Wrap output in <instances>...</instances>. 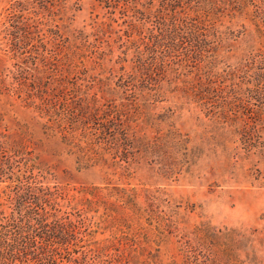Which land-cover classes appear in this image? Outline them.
I'll return each instance as SVG.
<instances>
[{
  "label": "rangeland",
  "instance_id": "374dc122",
  "mask_svg": "<svg viewBox=\"0 0 264 264\" xmlns=\"http://www.w3.org/2000/svg\"><path fill=\"white\" fill-rule=\"evenodd\" d=\"M108 1L0 0V132L38 156L50 169V178H55L51 183L71 189L106 184L135 188L148 211L142 213L141 226L159 244L162 264L181 261L182 244L187 240L193 244L201 227L219 237L215 251L207 260L201 258L203 264H264V0L184 1V8L192 15L198 9L210 26L205 55L212 64L210 69L202 66L203 71L217 77V86L226 77V90L237 83L242 101L236 102L238 111L230 118L213 122V114L201 112L198 103L184 97L182 84L171 72L179 64H171L168 74L156 76L160 90L141 101L137 115L139 126L159 136L156 149L161 163L156 156L131 166L120 162L128 169L94 158L91 150L85 151V160L80 158L76 150L87 142L81 131L67 146L60 133L46 128L49 118L13 90L16 78L30 75L33 55L40 61L49 55L52 44L46 42L52 38L49 31H54L89 44L85 68L110 83L99 92V85L90 87V95L126 101L117 88L120 75L135 64L134 50L127 49L124 35L132 17L121 4L111 7ZM143 30L142 36L149 35L147 28ZM147 42L148 38L144 43L140 38L138 44L144 47ZM162 58L167 56L159 54V64ZM189 69L175 72L183 79ZM252 77L257 83H248ZM90 157L94 159L89 161ZM102 213L103 207L96 217ZM107 236L108 232L100 235Z\"/></svg>",
  "mask_w": 264,
  "mask_h": 264
},
{
  "label": "trees",
  "instance_id": "16d2710c",
  "mask_svg": "<svg viewBox=\"0 0 264 264\" xmlns=\"http://www.w3.org/2000/svg\"><path fill=\"white\" fill-rule=\"evenodd\" d=\"M184 1L192 2L108 1L111 7L121 4L132 17L124 35L127 49L134 50L135 64L120 75L117 88L123 90L122 99L126 101H103L97 93L90 95V87L99 85V92L110 83H103L85 68L89 44L82 42L81 37L72 40L64 38L63 32L59 35L54 31H49L52 38L46 42L52 44L49 55L41 61L33 55L30 75L16 78L18 83L13 90L28 106L49 118L46 128L60 133L67 146H71L73 135L81 131L87 138L86 147L79 145L76 151L84 160L85 151L91 150L94 158L113 161L112 165L119 167L153 156L161 163L156 149L159 136H151L139 126L137 115L141 101L146 102L153 91L160 90L156 76L168 74L171 64H179L171 72L175 74L174 81L182 84L184 97L198 103L201 112L213 114V122L230 118L231 112L238 111L236 102L242 101L237 83L232 82L230 90H226V77L217 86V77L203 71L202 66L210 69L212 64L205 55L210 26L198 9L192 15L184 8ZM144 28L149 35L142 36ZM140 38L142 43L148 38L144 47L138 44ZM43 39L40 38L42 46L47 48ZM147 54L154 56L152 60L146 58ZM159 54L169 60L162 58L159 64ZM124 58L127 57H123L125 61ZM180 67L189 69L186 78L175 72ZM238 78L240 82L246 80L243 76ZM255 80L252 77L248 83ZM17 142H10L0 132V185L9 181L0 186V264H162L159 244L141 226L142 213L148 211L135 188L106 184L71 189L51 183L55 178H50L48 166ZM118 157L120 161L116 160ZM101 207L103 213L96 217ZM151 213L149 209L150 217ZM106 232L108 236L101 238ZM217 238L216 232L206 227L197 229L195 242L187 240L182 244L183 259L171 264H203L201 258L207 260L209 253L215 251Z\"/></svg>",
  "mask_w": 264,
  "mask_h": 264
}]
</instances>
